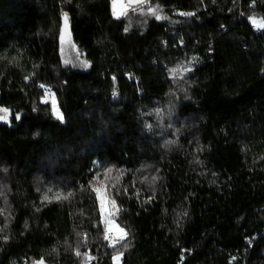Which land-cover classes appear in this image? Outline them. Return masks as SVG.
<instances>
[{"label": "trees", "instance_id": "1", "mask_svg": "<svg viewBox=\"0 0 264 264\" xmlns=\"http://www.w3.org/2000/svg\"><path fill=\"white\" fill-rule=\"evenodd\" d=\"M150 5L167 19L115 21L108 0H0V106L12 113L0 121V264H112L98 184L127 233L121 264H264V29L248 20L264 19V0ZM61 12L84 70L62 61ZM192 57L174 81L169 69Z\"/></svg>", "mask_w": 264, "mask_h": 264}, {"label": "snow or ice", "instance_id": "2", "mask_svg": "<svg viewBox=\"0 0 264 264\" xmlns=\"http://www.w3.org/2000/svg\"><path fill=\"white\" fill-rule=\"evenodd\" d=\"M112 4H113V15L119 19L121 16H126L127 15V11L129 8H132L133 6H135L136 10L140 11L141 15H150L153 16L156 20H162V19H167L166 16H162L160 14V9L159 6H155L152 7L149 4V0H112ZM142 6H146L147 7V11H143V7ZM179 15L185 16V17H191V16H195L194 12H179ZM61 16L63 19V24L60 27L59 30V41H60V51L61 53H63L64 51V45L67 44L69 46L70 49H75V45L71 40V30H70V24H69V17L68 14L66 12H61ZM249 22L252 24V26L254 28H256L257 30L260 29H264V19H256L254 16H249L248 17ZM125 31H128V28H125ZM79 51L77 50V55H76V59H79ZM64 63L67 65L69 63H71L68 60H65ZM82 67H87L88 66V61H81L80 62ZM73 67H75V65H73ZM191 68H189L187 65H181L179 69H169V72L172 73V77L173 79H175V76L179 73V72H190ZM25 79H29V77H25ZM115 79V78H113ZM181 79H183V76H181ZM40 88H43L45 90V95L47 96L49 94V90L46 88L45 85H39ZM113 95L115 96L116 93L113 92ZM52 99H51V114L53 117H55V119L57 121H59L61 124H63L65 122L64 120V115L63 113L60 111L57 102L54 98V94H52ZM42 103L47 104L49 103V101L45 98H42ZM157 114H159L161 112L160 109H156ZM11 110L7 107H3L0 106V121L8 124L11 122ZM21 119V115L19 112H17L15 114V120L19 121ZM145 127L151 131V125H145ZM174 143V141H166V144H171ZM94 164L96 162H93ZM4 172H7V169H3ZM90 171H92L90 169ZM111 168H106L105 169V173L110 172ZM99 176V172H96L93 176H92V180H96L97 177ZM153 181L156 179V177L152 178ZM89 183L91 184L92 181L90 180ZM6 187V186H3ZM95 193H96V199L99 201L100 204V211L101 213L104 212V208H105V191L103 189V187H93L92 189ZM126 191V190H125ZM4 192L0 191V196H3ZM46 198V197H45ZM60 197L57 196V199H59ZM5 202H6V197H5ZM107 203L111 206H115V201L114 200H108ZM3 210H0V213H2ZM112 214L109 213L107 217H102V222H103V226H104V239L109 241V247L113 248V253H112V264H121L122 261V257H123V252L119 251L117 249H115V245L117 243H120L122 241H125V238L127 236V233L125 232V230L121 227H119L118 225H116L114 223V219L111 218ZM79 235V234H78ZM85 238H86V234H85ZM4 241L7 242L8 237L4 236L3 237ZM127 243H123L122 247H127ZM76 255L80 256L81 253L79 252V250L76 251ZM85 257V261L84 264H88V261L95 259V257H92L90 254L88 253H84L83 254ZM32 264H45L43 257H41L38 260H33Z\"/></svg>", "mask_w": 264, "mask_h": 264}, {"label": "rangeland", "instance_id": "3", "mask_svg": "<svg viewBox=\"0 0 264 264\" xmlns=\"http://www.w3.org/2000/svg\"><path fill=\"white\" fill-rule=\"evenodd\" d=\"M179 12H176V14L177 15H179L178 14ZM179 16H182V15H179ZM185 17V16H184ZM141 18H137V20L135 21V20H131L130 21V23H128V28L129 29H131V28H133V26H134V24H135V22L137 23V22H139V20H140ZM259 20V19H258ZM261 30H263V29H261ZM71 40H72V36H71ZM72 42L74 43V41L72 40ZM74 45L76 46L75 47V49H70L69 48V46L67 45V44H65L64 45V51H63V53H61V57H62V61H63V63H64V61L65 60H68V61H70L71 63H69V64H65L64 63V65H66V66H70V67H72V68H74V69H81V70H84V69H86L87 67H82L81 66V64H80V62L81 61H85L86 59L84 58V56L82 55V52L79 50V48H78V46L74 43ZM61 46V45H60ZM77 50L79 51V59H76V55H77ZM61 52V51H60ZM195 61H196V59L195 58H189V59H185V60H183L182 62H180V63H178V64H176V65H174L171 69H179L180 68V66L181 65H187L189 68H191V71H192V68H193V66H194V63H195ZM73 65H75V67H73ZM190 71V72H191ZM190 72H187V73H184V72H179L176 76H175V79H173L174 81H179V80H181V76H183V78L185 77V76H187ZM171 74V76H172V73H170ZM40 89H42V92H43V98H45V99H47L48 101H49V103H47V104H49L50 105V107H51V99L53 98L52 97V94H54L50 89H48L49 90V94L46 96L45 95V90L43 89V88H40ZM54 98H55V100H56V97H55V95H54ZM56 102H57V100H56ZM57 105H58V102H57ZM59 107V106H58ZM95 187H103V189H104V191H105V208H104V212L102 213V215H103V217H107L108 216V214L109 213H111L112 214V216H111V218L113 219L114 218V215L116 214V212H117V206H116V202H115V206H111V205H109L108 203H107V201L108 200H113V198H112V194H111V190L110 189H107V187H106V185L105 184H98V185H96ZM99 206H100V204H99ZM114 223L116 224V225H118L115 221H114Z\"/></svg>", "mask_w": 264, "mask_h": 264}, {"label": "water", "instance_id": "4", "mask_svg": "<svg viewBox=\"0 0 264 264\" xmlns=\"http://www.w3.org/2000/svg\"><path fill=\"white\" fill-rule=\"evenodd\" d=\"M109 1V4H110V13H111V16L113 18V20L115 21H123L127 18V16L133 12H136L138 10H136L135 6H133L132 8H129L128 11H127V15L126 16H121L119 19H117L114 15H113V4H112V0H108ZM154 0H149V4H151ZM143 8H145L146 6H142Z\"/></svg>", "mask_w": 264, "mask_h": 264}, {"label": "built area", "instance_id": "5", "mask_svg": "<svg viewBox=\"0 0 264 264\" xmlns=\"http://www.w3.org/2000/svg\"><path fill=\"white\" fill-rule=\"evenodd\" d=\"M253 29L256 31V33H258V32H262V31H263V30H261V29H260V30H257V29L254 28V27H253ZM106 241H107V240H106ZM108 245H109V241H107V246H108ZM108 247H109V246H108Z\"/></svg>", "mask_w": 264, "mask_h": 264}]
</instances>
